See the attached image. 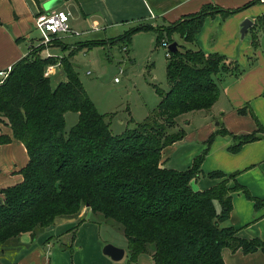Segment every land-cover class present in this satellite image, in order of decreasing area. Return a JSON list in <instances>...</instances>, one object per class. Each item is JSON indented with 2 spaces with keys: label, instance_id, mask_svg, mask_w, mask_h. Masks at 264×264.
Segmentation results:
<instances>
[{
  "label": "trees",
  "instance_id": "obj_1",
  "mask_svg": "<svg viewBox=\"0 0 264 264\" xmlns=\"http://www.w3.org/2000/svg\"><path fill=\"white\" fill-rule=\"evenodd\" d=\"M237 10L207 4L166 27H132L113 40L130 43L134 32L149 28L157 32L158 44L164 36L176 41L172 39L176 33L192 45L178 44L168 56L169 87L166 91L156 87L160 99L153 111L118 134L85 92L70 60L75 49L86 44L60 59L66 81L54 87L43 71L55 58L38 54L40 46L17 60L0 83V120L24 144L28 162L21 169V182L0 189V245L24 232L49 229L57 218L78 217L85 208L120 225L132 261L147 252L151 264H224L222 248L264 253L263 241L240 238L233 227L221 226L231 208V191L240 190L255 209L264 206V197L251 196L235 181L238 171L204 174L201 163L207 149L184 170L161 162V150L184 135L183 129L173 131L177 117L209 109L219 85L242 72L235 60L205 54L195 44L206 16L217 13L224 18ZM257 21L264 27V18L259 16ZM251 45L256 46L254 34ZM67 111L78 113L69 128L64 118ZM263 132L259 125L244 135L217 129V134L232 138L231 152ZM8 140L0 137V142ZM202 175L225 178L210 188L194 190L191 181ZM228 180L233 181L231 187L226 186Z\"/></svg>",
  "mask_w": 264,
  "mask_h": 264
},
{
  "label": "crops",
  "instance_id": "obj_2",
  "mask_svg": "<svg viewBox=\"0 0 264 264\" xmlns=\"http://www.w3.org/2000/svg\"><path fill=\"white\" fill-rule=\"evenodd\" d=\"M46 1L0 0V70L11 67L33 48L40 46L38 54L55 58L53 63L45 65L43 71L50 78L53 87L66 81L60 59L69 55L79 44L86 45L77 50L112 45L114 39L132 27H166L200 11L207 4H215L224 9L239 8L224 18L217 13L206 16L196 34L195 44L205 54L217 53L235 60L242 72L219 85L217 99L209 109L193 110L197 117L194 126L192 119L184 118L185 126L182 127L178 123L181 115L177 117L174 130L183 129L184 135L161 150V162L165 167L184 170L197 155L207 149L201 163L204 174L212 171L223 174L238 171L235 181L245 187L251 196L264 197V132L257 139L241 144L235 152L228 150L233 143L232 138L217 134L219 127L234 135L248 134L255 131L258 125L264 130V45L260 46L259 43L264 27L257 21L259 16L264 18V1L61 0L60 4L66 7L65 11L70 12V28L78 34L58 33L52 36L49 44H43L40 33L39 37L32 35L37 30L34 25L35 17L44 11L64 10L58 9L60 4L45 10L43 4ZM245 4L247 5L244 6ZM244 18L251 21L248 28L253 27L251 34L255 35V47L251 45V37L245 40L248 28L242 37L239 35V23ZM140 36L154 38L157 32L149 28L140 29L131 35V40L135 41ZM172 39L181 45L186 43L176 33L172 35ZM64 118L71 126L76 123L78 113L67 111ZM191 126L193 127L190 128ZM212 134L215 135L207 145L206 141ZM5 136L10 140L0 142V189L21 182V169L28 162L24 144L13 137L9 124L0 120V137ZM224 178L225 176L202 175L194 178L191 186L194 190H204ZM232 185V180L226 182L227 187ZM229 195L231 208L221 226L233 227L240 238H258L264 242V206L255 209L253 202L240 190L231 191ZM216 208L218 210V205ZM88 214L90 213L84 208L78 217L57 218L54 226L49 229L24 232L4 242L0 245V264H82V257L86 262L95 260L97 256L102 262V243L99 241L98 229L95 233L94 224L91 229H84L88 223H83L72 239L71 231L76 221L81 218L89 219L86 217ZM84 239L88 247H83V250ZM55 243L81 246L76 252L74 250L69 254ZM221 257L224 264H264V253L260 250L242 253L240 249L232 251L222 248ZM136 262L135 264H151V257L139 254ZM89 264L99 263L91 261Z\"/></svg>",
  "mask_w": 264,
  "mask_h": 264
},
{
  "label": "rangeland",
  "instance_id": "obj_3",
  "mask_svg": "<svg viewBox=\"0 0 264 264\" xmlns=\"http://www.w3.org/2000/svg\"><path fill=\"white\" fill-rule=\"evenodd\" d=\"M57 7L66 10V7L62 4ZM252 29L253 27L248 28L245 40L251 37ZM72 32L77 31L72 29ZM39 33L35 30L32 35L33 37H39ZM163 38L166 40L165 36ZM259 43L260 46L264 45V33H261ZM183 44L186 47L192 46L188 43ZM123 46H126V51L123 50ZM165 53L166 49L160 43L158 44L157 36L154 38L140 36L135 41L131 40V43H114L104 47L97 46L85 50H76L71 56L70 60L78 73L85 92L93 101L97 110L106 115L105 119L109 122V127L114 134L121 133L127 127H133L135 123L143 121L153 111L160 99L156 87L165 91L168 89L166 76L168 57ZM237 65L240 68L239 64ZM184 118H187V120L192 119L193 126L197 122L195 121L197 117L194 111L181 114L178 123L182 127L185 126ZM69 127L70 124L67 122L66 128ZM86 217L89 219H84L81 222L76 221L71 231L75 237L83 223H88L85 224L84 229H91L92 224H94L95 233L97 229L99 231V241L102 243L101 252L105 244L111 243L124 248L125 253L117 261L112 260L103 252L100 255L102 262H100L99 256L95 260L91 259L86 262L82 257L80 259L82 264H89L91 261H96L99 264L137 263L130 258L126 246L127 240L117 222L105 219L98 213L88 214ZM60 243H55V245L67 250L69 254H72L74 250L76 252L81 246L71 244L62 246ZM83 247H88L85 239L82 245L84 250ZM141 254L145 257L150 256L147 252ZM86 257H89V255H86Z\"/></svg>",
  "mask_w": 264,
  "mask_h": 264
},
{
  "label": "built area",
  "instance_id": "obj_4",
  "mask_svg": "<svg viewBox=\"0 0 264 264\" xmlns=\"http://www.w3.org/2000/svg\"><path fill=\"white\" fill-rule=\"evenodd\" d=\"M264 1V0H260ZM70 12L65 10H52L39 13L34 20L35 28L41 34V41L43 44H49L52 36L58 33H74L69 24ZM74 34H77L75 32ZM160 45L166 49L165 55L170 56L169 44L170 42L161 39ZM124 51L127 50L126 46L122 47ZM11 67L0 70V83L7 77ZM117 80V78H115Z\"/></svg>",
  "mask_w": 264,
  "mask_h": 264
},
{
  "label": "water",
  "instance_id": "obj_5",
  "mask_svg": "<svg viewBox=\"0 0 264 264\" xmlns=\"http://www.w3.org/2000/svg\"><path fill=\"white\" fill-rule=\"evenodd\" d=\"M61 0H47L44 4L43 7L45 10H49L56 6L58 3H60ZM251 25V21L247 18H244L241 20L239 23V35L242 37L244 35L245 30ZM177 45L178 43L176 41H172L169 44V49L171 52H175L177 50ZM1 202V200H0ZM102 252L109 256L112 260L117 261L120 260L125 253L124 248L115 246L111 243H107L103 246Z\"/></svg>",
  "mask_w": 264,
  "mask_h": 264
}]
</instances>
